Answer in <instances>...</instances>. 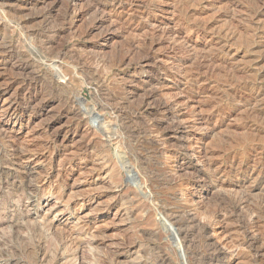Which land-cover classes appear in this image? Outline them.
<instances>
[{
  "label": "rangeland",
  "instance_id": "rangeland-1",
  "mask_svg": "<svg viewBox=\"0 0 264 264\" xmlns=\"http://www.w3.org/2000/svg\"><path fill=\"white\" fill-rule=\"evenodd\" d=\"M72 1L0 0V61L11 37L42 59L33 57L37 76L11 74L20 55L0 66V264H194L166 213L193 207L200 195L186 176L172 177L171 148L159 152L179 111L189 123L208 121L191 131V152L213 163L203 175L225 192L201 195L204 206L230 211L242 201L241 219L258 214L264 235V0H125L119 32L103 45L92 16L68 15ZM146 17L177 38L151 37ZM47 55L62 58V84L46 69ZM147 55L158 57L153 73L134 74ZM148 80L160 91L151 105L143 99ZM34 93L20 122L5 123L4 102L18 96L24 104ZM240 224L214 225L229 264H264V250L253 259L232 247L245 241Z\"/></svg>",
  "mask_w": 264,
  "mask_h": 264
},
{
  "label": "bare ground",
  "instance_id": "bare-ground-1",
  "mask_svg": "<svg viewBox=\"0 0 264 264\" xmlns=\"http://www.w3.org/2000/svg\"><path fill=\"white\" fill-rule=\"evenodd\" d=\"M84 1L85 0H73L71 2V4L69 5L68 15H70L71 13L72 14L79 13V15H81V16L82 15L92 16L93 22L91 25L92 27H90L91 28L90 30L91 31L100 30L101 33L99 36V41H101V43L102 42L103 43L108 42V40L111 38V36L115 35V33H117L119 24L122 23L120 14L118 13V10L123 9V7L125 5V3H124L125 0H86L85 3H84ZM52 10H53V8H51L50 11H52ZM5 14H7V13L0 9V25L2 23L6 22L4 20L5 16H6ZM65 16H66V14H65ZM40 17L41 18L43 17V19H44L43 13H41V15H39L36 18H40ZM146 18H147V26H150L153 28V31L151 32L152 34L150 35L151 37L155 38V36L157 37L159 34H161V36L168 37V39L171 38V40H172L173 38H175L178 35L176 31H172V30L169 31L168 30V32H166V30H165L166 28H162L160 25H157L155 22L153 23L152 20L149 19V17H146ZM8 21H9V19H8ZM9 23H11V22H9ZM25 23H27V20H22L21 22H19L17 24L19 26L20 24L23 25ZM47 28H46V32H49L50 29H48V31H47ZM53 29L54 28L51 27V31ZM61 29H63V28H61ZM0 31H1V27H0ZM118 32H119V30H118ZM31 35L35 36L34 32H32ZM98 35L99 34H97V36ZM161 36H158V38ZM49 37H50V35H49ZM45 39L41 40V42L42 43L45 42ZM33 40H34V38H33ZM10 41L11 42H9L7 44L6 43L3 44V50H1V54L3 55V57L0 61V66H6L13 59V57H15L16 55H20V57L22 56L23 58L21 60H18L19 59L18 58L17 59L18 61H16L15 63H13L10 66V72L13 76H16L15 78H17V75H14V74L18 73V72H23L26 74L29 73V75H30V73L32 71L34 72V70H35L34 64L38 60L37 58H39L40 56L38 57V55H36V53H35L36 50L34 48L27 49L26 47H24L25 49H23V50H25V51H21V48L23 47L22 45L19 44L21 42V40L15 41L11 37ZM158 41H159V39H158ZM36 42L38 43V40ZM41 42H40V44H42ZM167 42H169V41H167ZM46 43H49V42H46ZM103 43H102V45H103ZM50 44H51V42H50ZM32 45L34 46V44H32ZM44 45H45V43H43L41 47H44ZM20 46H22V47H20ZM50 47H49V49H50ZM38 49H37V51H38ZM41 49L42 48H40L39 51ZM39 51L37 53L39 55H41ZM47 54H49V53L47 52ZM34 56L37 57V58L35 57L36 61L33 59ZM43 56H41V58ZM50 56L51 55H47L46 57H44V60H43L44 64H46V66H47L46 69H48L51 73H53L56 76L55 78H56L58 85L62 84L59 82L60 76L62 74V70H64V69H62V67H63L62 61H60L62 58L59 59L60 55L59 56L57 55L58 56V57L56 56L57 58H53L54 56H52V57H50ZM155 59L158 60V57L155 55H150V56L147 55V57L142 59L139 64L133 66L134 74L140 73V72H145V69L147 71H150L151 73H153V71L148 70V69H149L150 65L152 64L151 62L154 61ZM40 60H42V59H40ZM37 63H39V61ZM39 64H41V63H39ZM88 65H90V64H87L86 66H88ZM35 66L37 67L36 64H35ZM38 66H40V65H38ZM83 68H82V70L85 71L86 69H83ZM88 71H90V70L88 69ZM35 72H37V71L35 70ZM19 74H21V73H18V77H21V75H19ZM29 75H27V77ZM34 75H36V74H34ZM30 77L32 78V76H30ZM89 78H91V77H89ZM149 78L150 77H148V79ZM22 80L23 79H21V81ZM31 82H29V83H31ZM146 82H148L149 85L143 87V90H144V92H143L144 98L143 99H145V102L147 105H151L153 103L154 99L157 96H159L160 91L156 90L157 89L155 87L156 83H153L152 80H148ZM24 83H26V82H24ZM21 87H22V85H21ZM139 88H142V87H139ZM126 92H128V94L131 96V98L133 97L132 100L135 99L134 97H136L137 92H134L132 89H130L129 91H126ZM37 95H38V93L31 94V95H29V97L24 96L25 97L24 98V101H25L24 104H22V103L20 104L18 96H15L13 99H11L9 101L6 100V102H4V106L2 107V116H3V118H5V123H13V124L19 123L22 116H24L25 112H26L25 108H21L22 105H24V106L26 105V107L31 106L32 102L37 98ZM140 95H142V94H140ZM140 97H142V96H140ZM132 100H130V101H132ZM126 103H127V101H126ZM119 104H117L116 106H118ZM106 105L105 106L103 105V106L106 107ZM163 105H164V103L159 105L158 109L156 110L157 113H158V111L161 112ZM100 106L103 107L102 105H100ZM116 106H114V107L116 108ZM107 108H108V106H107ZM109 108H111V107H109ZM120 109H121V107H120ZM120 111H122V110H120ZM113 114H111V116ZM118 114H120V113H118ZM115 115H117V114H115ZM109 117H110V114H109ZM185 117H186V114L183 111H179L177 113V115H175V120H177V123L173 127H168V130H167V128H165V130H167V133L164 135L165 142L162 144L161 148L159 147L160 148L159 152L162 153L161 155H163V153L164 154L168 153L167 149L171 148V154H172L171 157L174 159V163H173L174 169L172 168L173 169L172 170L173 171L172 177L178 178V177H182V175L186 176L187 182L190 185V187L193 188L196 192H199V194L198 193L197 194L200 195V196H198L199 200H196V199L193 200L194 201L193 204H195L193 207H185V208H182V210H180V208H181V206H180L179 211H178V209H177V211H170L172 209L171 208L169 210V212L166 213V215L168 214L167 215L168 216L167 221H169L170 224L172 225V226H170L172 228V230L174 229L173 233H174L175 238H177L178 241L181 243V246H182L186 256H188V259H190V261L194 264H229L230 257L226 253L228 244L226 243V241H224L222 239L221 240H217V239L215 240L214 237H215L216 233L214 230V225L221 224L222 227H224V226L228 227V225L230 224L232 219H237V220L239 219V221L241 223L239 229H241L240 231H242L244 238H245V241L239 242L238 245L236 244V246H232V247H235L237 250L238 249H244V250L248 251V253L252 256L253 259H258L263 254V250H264V235L262 234L263 232L261 233L258 231L257 225H256L257 220H259V219L256 220L258 214H256V215L250 214L249 220H246L247 222L243 221L241 218L244 215L245 207H244V204L242 203V201H239V200L237 202L235 201L232 204V209L230 211H228V209L226 210L222 207V208H217L216 210L213 209L214 211L209 212L208 209L204 206L205 196L203 197L201 195H203L205 193L208 194L211 191H214L215 189H218V191H217L218 194L223 193L225 191H224V187L222 185L219 187L217 180L209 179L208 177L203 175V173L205 171H207V170L210 171V169H212L213 163H209L210 161L208 162V160H206L207 159L206 155H204L203 157H197L195 152H191V151H193L192 147H193V141H194V138H192V137H195V135L191 131L193 130V128L199 130L200 128L198 126H203V125L208 124L207 118L201 117V118L196 119V122L194 121L195 123H189V121H187L188 119ZM105 118H107V116ZM113 118L115 119V117H113ZM121 118H119V119H121ZM117 119H118V117H117ZM122 119H124V118H122ZM133 120H135V119H133ZM109 121H111V120H109ZM123 121H125V120H123ZM126 122H124V123H126ZM165 122H166V120H162L160 122V125H164ZM130 123L128 125H130ZM129 128H130V126H129ZM84 131H85V133L83 132V134H85V136H86V134L88 135V134L93 132L90 127L85 128ZM170 140H172V144L170 143ZM173 140H175V142H176L175 144H174ZM161 141L162 140H160V142ZM107 143H109V142H107ZM169 143L171 145H169ZM157 147H156V149H157ZM159 148H158V150H159ZM193 169L194 170L196 169V170L192 171ZM201 192H202V194H201ZM225 199L226 198H224V196L221 197L222 201ZM165 208H168V207H165ZM165 208H164V211H165ZM211 212H212V214H211ZM200 234H201L203 242L206 246V252L207 253H205V255H203V253L199 252L198 251L199 249L196 250L195 249L196 247L194 248V245L196 243V238H198L196 236L197 235L200 236ZM199 240H200V238H199Z\"/></svg>",
  "mask_w": 264,
  "mask_h": 264
}]
</instances>
